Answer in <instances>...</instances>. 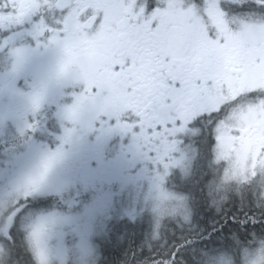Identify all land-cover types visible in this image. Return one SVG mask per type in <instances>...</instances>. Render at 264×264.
<instances>
[{
  "label": "snow or ice",
  "instance_id": "6c2138e0",
  "mask_svg": "<svg viewBox=\"0 0 264 264\" xmlns=\"http://www.w3.org/2000/svg\"><path fill=\"white\" fill-rule=\"evenodd\" d=\"M25 22L45 46H59L58 75L72 74L82 85L65 118L94 112L112 130L131 136L153 163L159 141L145 139L153 129L177 143L195 142L205 155L222 138L235 143L264 136V0H0V27ZM69 36L93 41L101 53L84 72L67 71ZM13 55L19 59L23 52ZM41 99V93L32 97L33 108ZM59 156L57 151L43 161L29 181L32 188ZM52 223L41 220L27 234L34 264H49ZM234 228L225 223L222 231ZM166 259L162 251L149 256L155 264ZM19 260L14 238L0 233V264Z\"/></svg>",
  "mask_w": 264,
  "mask_h": 264
},
{
  "label": "flooded vegetation",
  "instance_id": "af4514ba",
  "mask_svg": "<svg viewBox=\"0 0 264 264\" xmlns=\"http://www.w3.org/2000/svg\"><path fill=\"white\" fill-rule=\"evenodd\" d=\"M32 33V25L27 22L20 26L0 27V155L3 156L0 163L4 168L0 183L7 177H13L11 168L15 167L12 159L8 164L3 160H18L17 170L26 175L21 180L18 191L10 190L8 193L11 209L8 215H15L16 211L24 207L60 202L70 191L77 189L96 192L101 189L115 191L123 185L141 187L175 169L189 150L195 159L194 166L199 160L211 161L218 155L217 146L205 155L199 151L195 142L177 143L163 131L156 133L153 129L152 133L145 135V139L152 136L154 141H159L154 143L153 151L157 159L153 163L151 159L144 158V153L135 146L131 136L112 130L110 125L90 110H83L76 121L67 120L65 109L73 103L82 90V85L72 74L58 75L61 60L59 46H45ZM64 46L66 67L70 73L77 69L80 72L86 71L101 55L95 43L83 37L69 36ZM16 49L22 50V58L18 59L13 55ZM37 93L42 94V99L39 107L33 108L32 97ZM69 128L72 132L66 135V129ZM220 142L224 144L223 138ZM262 145L264 136L260 135L235 143L226 139L223 155L264 159ZM57 151L60 152L59 158L52 163L43 180L32 188L29 181L39 174L43 161ZM3 152L5 153L2 154ZM193 172H206L210 175L211 169H198ZM240 189V186L237 187L238 196L241 194ZM206 205L209 206L207 208L212 207L211 202H202L200 209H206ZM229 206L236 210L228 212L230 215L226 216ZM239 206L244 207V201L233 202L227 199L219 208L223 212L220 211L214 216L201 209L199 216L190 222L195 223L196 227L200 226L194 231L189 230L194 234L187 232L184 236L208 241L233 238L241 240L242 233L247 235L244 239L260 237L246 230V214L245 211L238 210ZM254 215L258 217L261 213L255 212ZM141 221L147 233L150 228L148 219L143 218ZM225 223L238 225L231 232L224 233L222 228ZM256 223L258 222L254 224ZM169 225L174 233L169 234L161 229L157 230L158 237L162 238L165 234L172 236L175 235V230H183L177 224ZM259 228L256 227L255 230ZM185 231L187 230L183 232ZM8 233L12 238L21 236V232L15 227H11ZM236 249L217 248L207 250L206 254L224 251L237 260L238 251H234ZM102 253L98 264L102 263ZM175 256H171L172 261H176ZM143 262L155 264L149 258H145ZM194 262L205 264L203 261L198 263L197 259Z\"/></svg>",
  "mask_w": 264,
  "mask_h": 264
},
{
  "label": "rangeland",
  "instance_id": "374dc122",
  "mask_svg": "<svg viewBox=\"0 0 264 264\" xmlns=\"http://www.w3.org/2000/svg\"><path fill=\"white\" fill-rule=\"evenodd\" d=\"M223 141L224 144L219 142L217 145L218 155L208 164L211 169L208 180L210 187L207 190L209 200L205 202L212 204L210 208L206 205V211L211 212V216L223 212L219 209L221 203L233 192L237 193L239 186L242 188L246 184L253 185L258 191V197L264 199V159L243 155L227 157L223 155L226 138ZM2 158L0 155V161ZM11 159L15 165L11 168L13 177H7L0 183V233H8L11 227H15L21 232L25 242L34 224L41 220H53L47 240L49 264H98L102 253L101 243L114 238L120 239L119 228H127V225H134L143 218L148 219L150 227L147 238L153 240L160 238L157 230L162 229L163 232L173 234L170 223L187 231H194L200 226L190 223L194 221L197 212V206L191 202L190 194L178 191L170 184L173 180L182 183L193 177L195 159L191 150L182 156L175 169L141 187L123 185L115 191L101 189L96 192L77 189L70 191L60 202L24 207L16 211L15 215H8L11 210L8 193L10 190L18 191L21 180L26 175L17 170L18 160L10 158L3 162L8 164ZM3 172L1 164L0 179L3 178ZM254 239L248 245L234 250L238 251L237 260L229 253L217 251L206 254L203 262L264 264V237L261 235Z\"/></svg>",
  "mask_w": 264,
  "mask_h": 264
},
{
  "label": "trees",
  "instance_id": "16d2710c",
  "mask_svg": "<svg viewBox=\"0 0 264 264\" xmlns=\"http://www.w3.org/2000/svg\"><path fill=\"white\" fill-rule=\"evenodd\" d=\"M208 160H199L194 166V170L210 169ZM210 175L205 172H195L193 177L186 182H178L173 180L171 186L181 192L190 194L191 202L198 207L200 203L209 200L208 192L210 184L208 182ZM241 194L233 192L230 194L228 201H244V207H237L238 210L245 211V227L246 230L264 237V199L258 197V191L253 185L246 184L240 189ZM229 195V194H228ZM205 209V208H201ZM207 210V208L205 209ZM227 213L236 210L229 206L226 209ZM255 212H260L261 216L254 215ZM226 214V216L230 215ZM205 216V215H204ZM197 217V216H195ZM215 218V217H214ZM227 219V218H226ZM255 220L256 224L253 223ZM252 223V224H251ZM238 224H236L237 227ZM257 225V226H256ZM262 226V227H261ZM256 227H261V230H255ZM119 238L110 239L108 242L101 243L102 247V263L100 264H143L145 258L150 255H155V252L162 251L167 259L164 264H195L194 260L197 259L198 263L203 261L207 250H216L217 248L233 250L246 246L250 243L249 239H229V240H216L219 243L210 247L202 246L204 241L201 239H194L191 236H184L189 231L175 230V235H163L158 240L148 239L144 224L140 220L134 225H127V228H119ZM180 233V234H179ZM190 233V232H189ZM190 234H194L191 232ZM16 242V253L19 256V264H34V260L30 255L22 236L14 237ZM255 240V239H254ZM253 240V241H254ZM153 249L155 251H153ZM149 250V252H148ZM176 255V261H172V255ZM201 261V262H200Z\"/></svg>",
  "mask_w": 264,
  "mask_h": 264
},
{
  "label": "bare ground",
  "instance_id": "6f19581e",
  "mask_svg": "<svg viewBox=\"0 0 264 264\" xmlns=\"http://www.w3.org/2000/svg\"><path fill=\"white\" fill-rule=\"evenodd\" d=\"M212 215V214H211ZM198 223V222H197Z\"/></svg>",
  "mask_w": 264,
  "mask_h": 264
}]
</instances>
